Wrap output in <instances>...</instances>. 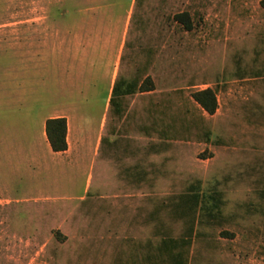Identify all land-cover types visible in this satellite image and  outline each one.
Returning a JSON list of instances; mask_svg holds the SVG:
<instances>
[{
	"label": "rangeland",
	"instance_id": "374dc122",
	"mask_svg": "<svg viewBox=\"0 0 264 264\" xmlns=\"http://www.w3.org/2000/svg\"><path fill=\"white\" fill-rule=\"evenodd\" d=\"M40 16L87 46L34 72L0 53V264H264V0H0ZM19 92L78 117L71 152L18 137Z\"/></svg>",
	"mask_w": 264,
	"mask_h": 264
},
{
	"label": "crops",
	"instance_id": "0c3cea01",
	"mask_svg": "<svg viewBox=\"0 0 264 264\" xmlns=\"http://www.w3.org/2000/svg\"><path fill=\"white\" fill-rule=\"evenodd\" d=\"M17 20L18 21H16V19H13L12 22H0L4 24V26L19 24L18 27L12 28V31H9V33H6V31L0 32V35L3 36H5L6 34L13 36V38H3L0 41V53H2V56L12 58L13 60V57H19L18 61L10 65L11 67H9V71L11 72H34L37 70H42L43 67H40L41 63L37 62V57L43 54H65L67 56H70L72 54L85 53L83 50L86 49L87 45L86 40L82 36H77L74 39L68 37V35L72 33L81 35L83 29L62 26V24L64 25L80 23L78 21H70V19L68 20V18L66 17L52 16L26 17L24 19ZM4 28L5 27H2L3 30ZM27 94L28 92H19L20 98L15 101V103H18L17 110L19 111L20 119L17 123H15V125L13 124L14 132L18 134V137L20 139L25 138L26 135L30 132L33 133L35 129H42L46 133V125L49 119L65 117L68 120V149L59 152L54 151L48 139V135V143H46L44 140V142L41 143L40 147L42 155L45 158L51 157L52 152L53 154H55V156H57L58 154H62L61 156L64 157V154H68L69 152H71V145L69 142V136L71 135V132H74V134L78 133V135H80L81 133V123L79 122L80 120H78V117H76L75 115H55L45 118L42 112L37 113V111H35L32 113L35 107L31 105H35L39 101L34 98H27L26 96H23ZM83 102L89 103L90 101L89 99H85ZM32 114H34V116L38 115V123L36 124V126L28 122V116L31 117L33 116ZM102 144V140L100 139V151L102 149ZM35 151L37 153L36 149H34L32 152L35 153Z\"/></svg>",
	"mask_w": 264,
	"mask_h": 264
},
{
	"label": "trees",
	"instance_id": "16d2710c",
	"mask_svg": "<svg viewBox=\"0 0 264 264\" xmlns=\"http://www.w3.org/2000/svg\"><path fill=\"white\" fill-rule=\"evenodd\" d=\"M181 22H186L183 19V15H178ZM121 80L115 82L113 90H112V98L111 103L115 96L121 91ZM143 88V87H141ZM133 92L132 85L129 89L124 91L125 94ZM123 93V91H122ZM196 100L201 104V106L208 111L209 113H214L217 108V99L214 92L210 89H206L196 93ZM47 135L52 146V149L56 152L65 151L68 149L67 142V119L65 117L51 118L47 121L46 125Z\"/></svg>",
	"mask_w": 264,
	"mask_h": 264
}]
</instances>
